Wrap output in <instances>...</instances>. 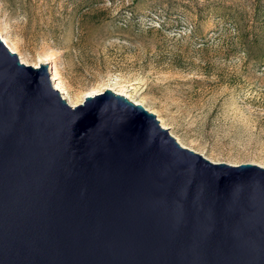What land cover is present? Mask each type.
I'll return each mask as SVG.
<instances>
[{
  "label": "water",
  "instance_id": "obj_1",
  "mask_svg": "<svg viewBox=\"0 0 264 264\" xmlns=\"http://www.w3.org/2000/svg\"><path fill=\"white\" fill-rule=\"evenodd\" d=\"M48 67L0 38V264H264V167L111 89L72 107Z\"/></svg>",
  "mask_w": 264,
  "mask_h": 264
},
{
  "label": "rangeland",
  "instance_id": "obj_2",
  "mask_svg": "<svg viewBox=\"0 0 264 264\" xmlns=\"http://www.w3.org/2000/svg\"><path fill=\"white\" fill-rule=\"evenodd\" d=\"M0 32L74 101L123 88L186 148L264 167V0H0Z\"/></svg>",
  "mask_w": 264,
  "mask_h": 264
},
{
  "label": "bare ground",
  "instance_id": "obj_3",
  "mask_svg": "<svg viewBox=\"0 0 264 264\" xmlns=\"http://www.w3.org/2000/svg\"><path fill=\"white\" fill-rule=\"evenodd\" d=\"M0 38H1L2 41L5 43V45L10 49V51L16 53V54L19 56V58H20V60H21L22 63H24V64H26V65H30V63H28L27 61H25V60L23 59V57H22V56L20 55V53L17 51L16 47H15L14 45L10 44L8 38L5 37V36L3 35V33H1V32H0ZM40 64H46L47 66L49 65L48 68H49V72H50V75H51V81L53 82L55 89L58 90V91L62 94V96L66 99V101H67L72 107H75L76 105L82 103L83 100H84L87 96H94V95H96V94L102 93V92H98L97 90H94V91L88 92V93L82 98V100L80 99V100H81L80 102H78V101H74V100L71 98L70 94L68 93V91H67V89H66L64 83H63L62 80L60 79V77H59V73H58V71H57L55 65H54L53 63L50 62V59H49L48 57H41V58H38L37 62H36L35 64H32V66H34V67H38ZM108 89H111V88H108ZM112 90H113V89H112ZM113 91H114L115 93H117V94H120V95H122V96L128 98L129 100L133 101V102L136 103V104H141V103L138 102V101L132 100V99L130 98V96L127 95V94L125 93V91L123 90V88L120 89V90H118V91H116V90H113ZM141 105H142V104H141ZM159 119H160V118H159ZM160 121H161V126H162L163 128H166L165 124L162 122L161 119H160ZM166 129H167V128H166ZM177 139H178V138H177ZM178 142H179L182 146L185 147V145H184L179 139H178Z\"/></svg>",
  "mask_w": 264,
  "mask_h": 264
},
{
  "label": "trees",
  "instance_id": "obj_4",
  "mask_svg": "<svg viewBox=\"0 0 264 264\" xmlns=\"http://www.w3.org/2000/svg\"><path fill=\"white\" fill-rule=\"evenodd\" d=\"M254 42L253 43H247L246 45H245V48H246V51H247V53L248 54H251L252 52H253V47H254Z\"/></svg>",
  "mask_w": 264,
  "mask_h": 264
}]
</instances>
